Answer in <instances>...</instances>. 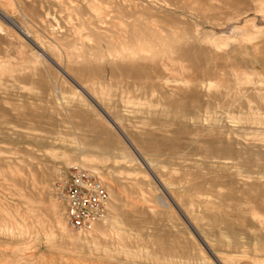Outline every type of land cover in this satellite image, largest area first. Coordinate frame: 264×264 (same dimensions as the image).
I'll list each match as a JSON object with an SVG mask.
<instances>
[{
	"label": "rangeland",
	"instance_id": "1",
	"mask_svg": "<svg viewBox=\"0 0 264 264\" xmlns=\"http://www.w3.org/2000/svg\"><path fill=\"white\" fill-rule=\"evenodd\" d=\"M262 8L0 0V264H264ZM139 29L155 54L107 57ZM74 166L115 207L96 240L53 193Z\"/></svg>",
	"mask_w": 264,
	"mask_h": 264
},
{
	"label": "built area",
	"instance_id": "2",
	"mask_svg": "<svg viewBox=\"0 0 264 264\" xmlns=\"http://www.w3.org/2000/svg\"><path fill=\"white\" fill-rule=\"evenodd\" d=\"M53 193L64 206L69 225L76 231L102 217L110 201L102 178L91 168L83 166L59 168Z\"/></svg>",
	"mask_w": 264,
	"mask_h": 264
},
{
	"label": "bare ground",
	"instance_id": "3",
	"mask_svg": "<svg viewBox=\"0 0 264 264\" xmlns=\"http://www.w3.org/2000/svg\"><path fill=\"white\" fill-rule=\"evenodd\" d=\"M5 13V12H4ZM121 23H123V22H121ZM116 25V24H115ZM136 25V24H135ZM123 27V26H122ZM147 29V28H146ZM120 31H123V30H120ZM119 31V32H120ZM127 33V32H126ZM120 34L122 35V36H120L119 35V38H116V40L112 43V44H114V46H113V48H112V50L108 53V56L107 57H112V58H114V57H116V58H119V57H141L142 59L144 58V57H148V55L150 54V53H154L155 54V51L157 50V48L156 47H158V46H160V44L155 40V39H153V37L152 36H154V35H156V34H154V35H151V34H149V33H146L145 31H143V30H141V29H139V30H137V32H135L134 33V35L132 36V35H130V34H125V35H123V32L121 33L120 32ZM118 35V34H117ZM214 39V38H213ZM113 40V39H112ZM132 40H134V41H132ZM164 42V41H163ZM215 43H216V46L218 47V48H221L222 46H223V42L221 41V40H215ZM166 44V43H165ZM162 45V44H161ZM223 48H224V46H223ZM160 52V54H161V52L162 51H159ZM44 54V53H43ZM49 57V56H48ZM49 59H51V61H53V62H55V63H57V64H59L58 62H56L55 60H53L51 57H49ZM122 59V58H121ZM134 59V58H133ZM125 60H126V58H125ZM137 60V59H136ZM67 74H68V76H70L71 77V75L67 72V71H65ZM66 74V75H67ZM74 79V78H73ZM75 82H77L76 80H75ZM86 91V93H87V95H89L93 100H94V102L98 105V107L108 116V119H110V122H112L113 123V125L115 126V127H117V129L120 131V133H121V135H122V137H124L129 143H131L132 145H135L133 142H132V140L129 138V136L125 133V131L122 129V128H120V126L117 124V121L116 120H114L112 117H111V115L109 116L108 114H107V112L104 110V108H103V106L87 91V90H85ZM133 147H135V146H133ZM139 153V152H138ZM70 164H71V162H69ZM227 163H231V162H227ZM234 164H235V162H234ZM73 165H76V164H73ZM104 184V183H103ZM106 187V186H105ZM57 199V198H56ZM58 200V199H57ZM176 200V199H175ZM59 201V200H58ZM110 202V201H109ZM173 203H171V205H172ZM178 204V203H177ZM113 205V204H112ZM179 205V204H178ZM180 207V206H179ZM108 209H109V211L111 210V211H113V210H115V207L114 206H111L109 203H108ZM182 209V208H181ZM176 211H177V209H175ZM182 212V211H181ZM179 213V212H178ZM183 213V212H182ZM181 213V214H182ZM260 213V212H259ZM106 214V213H105ZM103 215V217H102V219H97V220H94V221H92L91 222V224L87 227V228H85V229H82V230H80V231H78V232H80V233H85V232H88L90 229L92 230V232H89L90 233V235L96 240L98 237H99V234L102 236V235H106V223H107V221L109 220V217H107L106 215ZM185 214V213H184ZM110 216V215H109ZM186 219H188V217L186 216ZM190 222V221H189ZM62 223V222H61ZM69 224V223H68ZM193 224V223H192ZM62 225V224H61ZM66 226V225H65ZM64 225H63V227L62 228H64L65 227ZM70 226V225H69ZM67 227V226H66ZM65 227V228H66ZM61 228V229H62ZM197 229V228H196ZM90 230V231H91ZM117 231V230H116ZM123 231V230H122ZM203 238V237H202ZM204 239V238H203ZM206 241V240H205ZM95 242V241H94ZM99 242V241H98ZM207 242V241H206ZM211 249V248H210ZM213 251V250H212ZM215 253V252H214ZM219 259V261L220 262H222V260L220 259V258H218ZM222 264H224L223 262H222Z\"/></svg>",
	"mask_w": 264,
	"mask_h": 264
},
{
	"label": "crops",
	"instance_id": "4",
	"mask_svg": "<svg viewBox=\"0 0 264 264\" xmlns=\"http://www.w3.org/2000/svg\"><path fill=\"white\" fill-rule=\"evenodd\" d=\"M262 12H264V8H262ZM260 31V33L264 32V26H260L259 24H255V32Z\"/></svg>",
	"mask_w": 264,
	"mask_h": 264
}]
</instances>
